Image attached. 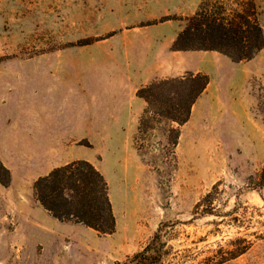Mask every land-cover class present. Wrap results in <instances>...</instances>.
Segmentation results:
<instances>
[{
  "label": "rangeland",
  "instance_id": "374dc122",
  "mask_svg": "<svg viewBox=\"0 0 264 264\" xmlns=\"http://www.w3.org/2000/svg\"><path fill=\"white\" fill-rule=\"evenodd\" d=\"M201 2L0 0L7 125L41 118L71 135L62 160L103 174L116 220L107 236L59 222L33 198L38 172L24 169L0 187V264H131L147 246L162 264H264V48L239 63L199 53L190 61L209 84L174 156L157 130L139 142L143 158L133 146L145 107L135 92L155 80L140 74L165 66L163 39ZM254 3L264 32V0Z\"/></svg>",
  "mask_w": 264,
  "mask_h": 264
},
{
  "label": "trees",
  "instance_id": "16d2710c",
  "mask_svg": "<svg viewBox=\"0 0 264 264\" xmlns=\"http://www.w3.org/2000/svg\"><path fill=\"white\" fill-rule=\"evenodd\" d=\"M177 19L166 16L161 22ZM183 21L172 51H213L239 63L252 60L264 48V32L257 20L254 0H202L195 13ZM208 84L206 74L186 72L179 77L155 79L137 89L136 97L145 103L132 138L140 157L146 153L139 142L149 139L155 130L163 148L174 156L180 128L189 121L194 104ZM259 177L264 181V168ZM0 184L10 185V171L1 162ZM32 191L36 202L59 222L79 224L102 236L115 232L108 183L87 160L53 168L33 182ZM162 257L160 251L147 246L130 262L162 264ZM211 261L204 259L198 264H219Z\"/></svg>",
  "mask_w": 264,
  "mask_h": 264
},
{
  "label": "crops",
  "instance_id": "0c3cea01",
  "mask_svg": "<svg viewBox=\"0 0 264 264\" xmlns=\"http://www.w3.org/2000/svg\"><path fill=\"white\" fill-rule=\"evenodd\" d=\"M177 34L173 33L163 39L162 46L166 51L163 58L165 66L158 71L140 74L143 83L157 78L179 77L186 72H201L198 64L190 60L198 58L201 52L211 51H172L171 46ZM2 80L0 79V162L10 171V185L8 187L0 185V187L7 189L15 185L18 182L19 172L24 169L36 171L40 177L48 174L55 167L80 159L73 157L70 160H62L67 150L62 141L70 138L71 135L55 127L52 121L41 118L33 122L16 119L10 126L7 125V103L2 84L4 80ZM136 99L139 102L138 112L142 108L141 102L144 101L138 97Z\"/></svg>",
  "mask_w": 264,
  "mask_h": 264
}]
</instances>
